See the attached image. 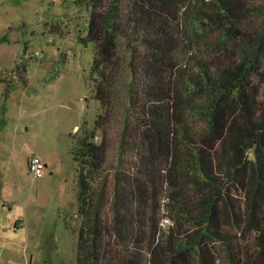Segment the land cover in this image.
I'll return each mask as SVG.
<instances>
[{
    "label": "trees",
    "instance_id": "trees-1",
    "mask_svg": "<svg viewBox=\"0 0 264 264\" xmlns=\"http://www.w3.org/2000/svg\"><path fill=\"white\" fill-rule=\"evenodd\" d=\"M85 7L97 105L71 135L75 264H219V243L228 264H264V1Z\"/></svg>",
    "mask_w": 264,
    "mask_h": 264
},
{
    "label": "rangeland",
    "instance_id": "rangeland-1",
    "mask_svg": "<svg viewBox=\"0 0 264 264\" xmlns=\"http://www.w3.org/2000/svg\"><path fill=\"white\" fill-rule=\"evenodd\" d=\"M85 1L0 0V76L10 84L0 83V264H75L71 135L83 123L90 128L97 105L88 82L93 46L82 43ZM31 154L45 163L44 175L29 172ZM160 213L165 229L172 223ZM245 228L237 238L256 257L254 230ZM214 246L219 264H228Z\"/></svg>",
    "mask_w": 264,
    "mask_h": 264
},
{
    "label": "built area",
    "instance_id": "built-area-1",
    "mask_svg": "<svg viewBox=\"0 0 264 264\" xmlns=\"http://www.w3.org/2000/svg\"><path fill=\"white\" fill-rule=\"evenodd\" d=\"M76 130L74 132H76ZM26 162H27L28 170L32 175H34L35 177L42 175L45 164L42 162V160L39 157H36L35 155L31 154L27 157ZM163 221L167 222L168 219L163 218Z\"/></svg>",
    "mask_w": 264,
    "mask_h": 264
},
{
    "label": "crops",
    "instance_id": "crops-1",
    "mask_svg": "<svg viewBox=\"0 0 264 264\" xmlns=\"http://www.w3.org/2000/svg\"><path fill=\"white\" fill-rule=\"evenodd\" d=\"M44 164H45V163H44ZM45 166H46V165H45ZM42 175H44V171H43Z\"/></svg>",
    "mask_w": 264,
    "mask_h": 264
}]
</instances>
